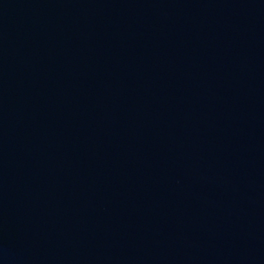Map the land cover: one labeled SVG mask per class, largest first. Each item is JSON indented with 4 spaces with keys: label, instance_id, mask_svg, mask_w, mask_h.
Returning a JSON list of instances; mask_svg holds the SVG:
<instances>
[{
    "label": "water",
    "instance_id": "95a60500",
    "mask_svg": "<svg viewBox=\"0 0 264 264\" xmlns=\"http://www.w3.org/2000/svg\"><path fill=\"white\" fill-rule=\"evenodd\" d=\"M0 264H264V0H0Z\"/></svg>",
    "mask_w": 264,
    "mask_h": 264
}]
</instances>
